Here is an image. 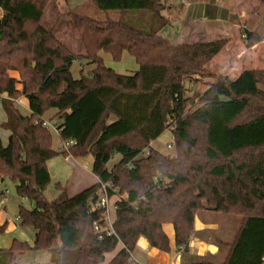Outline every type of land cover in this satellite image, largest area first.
Listing matches in <instances>:
<instances>
[{"label": "trees", "instance_id": "trees-1", "mask_svg": "<svg viewBox=\"0 0 264 264\" xmlns=\"http://www.w3.org/2000/svg\"><path fill=\"white\" fill-rule=\"evenodd\" d=\"M89 1L104 13H118L119 19L64 15L84 50L77 57L41 26L45 12L56 11L54 0H0V104L6 117L1 127L9 132L6 146L0 139V185L8 179L16 194L32 204L31 210L19 206L18 223L33 233L31 246L13 240L0 250V264L38 251L55 253L54 264H62L66 252L71 264H136L132 255L139 238L170 252L165 226L172 228L175 247L184 256L195 236L194 218L203 211L240 219L220 264H263L264 72L217 78L199 96V106L186 114L184 79L199 75L225 42L173 44L161 37L169 26L162 0ZM247 42L252 47L257 39L249 33ZM124 52L138 67L131 76L106 68L100 57L118 62ZM78 60L95 68L74 80L70 69ZM20 98L27 102L28 115L14 105ZM51 110L60 141L73 142L67 152L52 149L43 126ZM166 130L176 151L173 158L151 147ZM58 155L91 156L98 182L74 196L58 185L57 198L47 201L46 163ZM115 155L120 160L108 170ZM102 183L119 197L112 236L93 230L99 214L89 205ZM3 201L0 189V205ZM5 230L6 224L0 226V236ZM189 264L215 263L190 258Z\"/></svg>", "mask_w": 264, "mask_h": 264}, {"label": "rangeland", "instance_id": "rangeland-1", "mask_svg": "<svg viewBox=\"0 0 264 264\" xmlns=\"http://www.w3.org/2000/svg\"><path fill=\"white\" fill-rule=\"evenodd\" d=\"M162 1L166 7L175 2L174 0ZM205 1L214 2L210 3V5L214 6V9L207 11V13L210 14L211 12L216 15L215 18L217 20L221 21L220 24L215 22V18H210L211 20H209L207 15L206 19H208V21L211 22L210 25L214 27L213 30L209 32L210 34L213 33L214 35H217L219 29L222 30L221 33L223 36L218 37L217 39L214 38V41H224L225 45L223 49L205 65L199 75L184 79L185 97L189 99V104L185 110L186 114L192 113L199 106V96H201L217 78L223 77L233 80L246 70L264 72V2L254 0L250 4L244 2V0ZM54 2L57 7L56 11L52 10V8L46 11L41 21V26L46 30L53 31L56 39L77 57L84 55V50L77 34L70 26L69 20L65 19L64 15L72 12L87 16L97 21H104L106 19L116 21L119 19L118 13H104L98 10L89 0H54ZM192 2H195V0H186V4ZM176 9L177 10L175 11L167 10L169 12L166 11L165 14H162L163 16L167 15L169 17L168 19L171 20L173 27L162 31L160 35L161 37L163 36V38L172 37L173 42H179V37H181L180 34L183 33L182 35L183 37H186V40L183 39L184 41L182 42H188V44H190L192 41L187 40L188 36H186L187 33L191 31L190 28L188 29V25L193 20L198 19L195 15L197 13L196 11L190 12L188 8L184 10ZM243 9H248L247 15H243ZM148 20V16L144 18V21L148 22ZM197 29L199 28L194 27V30ZM249 33H252L254 39H257V43L252 47H248L247 34ZM244 35L246 38H243ZM175 36L178 38L176 39ZM207 38L208 37L206 36H199L198 39L193 41L197 43L206 42V40H208ZM100 57L103 60L104 66L118 75L131 76L137 71L138 67L134 59L125 52L122 54L121 59L118 62L113 61L111 57L106 54L100 53ZM32 66L33 68L35 67L34 64ZM94 68L95 65L89 64V62L85 60H78L72 63L70 72L73 79L78 80L80 74L87 76L92 70H94ZM9 76L15 80H19V75L16 72H10ZM15 87L18 90L21 89L20 84H16ZM259 88L262 89L261 84L259 85ZM23 99L24 98L16 99L14 105L23 115H26L29 113H27L28 110L26 111L22 107ZM53 113L54 110L49 111L44 116V121L53 122L55 120V114ZM4 116V111L0 104V133L4 131L1 127L3 124L2 118ZM245 117H249L248 112L245 114L244 118ZM111 120L113 121L114 118H111ZM48 130L51 135L52 149L56 152H60L63 143L53 129L48 128ZM151 145V147L160 154L169 158L175 157L176 151L172 144V136L169 130H166L156 141L152 142ZM143 154H146V151ZM119 160V155L113 156L107 165V169L110 170ZM92 163L93 159L91 156L74 159L70 156L58 155L49 160L46 163L50 176L49 185L44 190L46 200L49 202L55 200L58 196V185L68 187L75 171H80L83 174L81 178V188H89L92 184L91 182H93L91 173ZM0 189L4 192V201L0 205V220H2V225L6 224L7 228L10 223L15 224V230L13 233L6 232L0 236V250L8 249L13 240L25 242L31 246L33 244V233L27 228H21L17 218L19 206L22 205L25 209L31 210L32 204L16 194L14 184L8 179L3 181L0 185ZM233 218L238 219L237 217ZM170 229L171 228L168 227V230ZM137 251L138 250L133 254ZM54 257L55 253L53 254L46 251L29 252L25 255H14L11 258L10 263L54 264L52 261V258ZM62 264H71L69 252H66Z\"/></svg>", "mask_w": 264, "mask_h": 264}, {"label": "crops", "instance_id": "crops-1", "mask_svg": "<svg viewBox=\"0 0 264 264\" xmlns=\"http://www.w3.org/2000/svg\"><path fill=\"white\" fill-rule=\"evenodd\" d=\"M174 1L175 2L173 4H169L168 7L165 6V11L163 12V14H165L167 10L175 11L177 10L176 8L183 9V10L188 8L190 12L196 11L197 13L195 15L197 16L198 19L193 20L188 25V29L190 28L191 31H189L186 36H188L187 40L192 41L190 44L197 43V42H194L193 40L198 39L199 36L200 37L206 36L208 37L207 38L208 40H206V42H198V43H209V42L214 41V38L217 39L218 37L223 36L221 33L222 30L220 29L217 35H214L213 33L210 34L209 32L213 30L214 27L210 25L211 22L208 21V19L211 20L210 18H215L216 15L212 14L211 12L210 14H208L207 11L209 10L211 11L214 9V6L210 5V3H214V2L205 1V0H195V2L186 4V0H174ZM252 1L254 0H244V2L250 3V4ZM247 10L243 9V15L248 14ZM207 15L209 17L208 19H206ZM163 17L166 18L168 22H170L169 26H167L164 30H168V28L173 27L171 20L168 19L169 17L167 15L166 16L164 15ZM199 17H202V18H199ZM215 22H218L221 24V21L217 19L215 20ZM194 27H197L199 29L194 30ZM182 34H180L181 37H179L180 38L179 42H173L172 37L170 38L165 37V38L173 44L188 43V42H182L186 40V37H183ZM175 38L177 39L178 37L175 36ZM236 78H234L233 80H235ZM24 101L25 100L23 99L22 107L24 110L27 111L28 110L27 102L26 101L24 102ZM27 113H29V111H27ZM53 114H56V112L54 111ZM5 121H6V117L4 116L2 118V122L4 123ZM8 136H9V132L5 130L0 133V139L2 141L3 146L7 144ZM82 176H83L82 172L80 171L74 172L73 177L70 181V184L68 185L70 196H74L85 189V188L84 189L81 188L82 187L81 186ZM92 177H93V182H91L92 183L91 186L95 185L98 182V179L93 174H92ZM233 217H236V216L213 213V212H208V211H203V212L198 213L195 216L194 223H193V227L195 230V236L191 239L189 246H188V253L184 256L175 247L172 228L170 226H165L164 231L170 240V252L168 254L162 253L154 248H151L148 245V242L144 238H139V240L137 241L136 249H135V251L136 250L138 251L135 254H133L134 256L132 255V259L136 264H189L190 258H193L194 260L195 259H198V260L206 259V261H209L215 264H220L223 262L227 254L228 248L226 247V245L232 243L238 231L239 225H240V219L238 217H237L238 219L233 218ZM14 225H15L14 223H10L5 230V233L6 232L13 233V231L15 230ZM0 226H2V220H0ZM168 227H170L171 229L168 230ZM263 264H264V258H263Z\"/></svg>", "mask_w": 264, "mask_h": 264}, {"label": "built area", "instance_id": "built-area-1", "mask_svg": "<svg viewBox=\"0 0 264 264\" xmlns=\"http://www.w3.org/2000/svg\"><path fill=\"white\" fill-rule=\"evenodd\" d=\"M243 38H246L244 35ZM43 126L53 129L57 134V126L52 121H44ZM73 142L63 143L61 151L67 152L68 147L72 145ZM119 199L117 195V190L114 189L109 183L100 184V188L96 194V199L90 203V212L98 213L99 220L93 224V230L99 235L112 236L113 232V220L115 203Z\"/></svg>", "mask_w": 264, "mask_h": 264}]
</instances>
